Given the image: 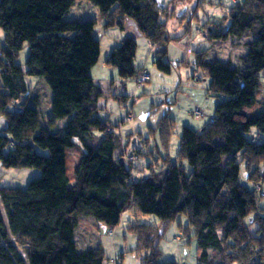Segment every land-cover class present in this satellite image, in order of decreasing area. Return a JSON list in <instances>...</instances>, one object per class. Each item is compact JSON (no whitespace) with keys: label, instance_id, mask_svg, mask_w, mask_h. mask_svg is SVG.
<instances>
[{"label":"trees","instance_id":"16d2710c","mask_svg":"<svg viewBox=\"0 0 264 264\" xmlns=\"http://www.w3.org/2000/svg\"><path fill=\"white\" fill-rule=\"evenodd\" d=\"M75 1L0 0V164L36 169L24 188L0 186V264H119L123 253L107 255L101 228L113 237L125 211L133 218L128 229L136 234L130 250L137 264H181L160 259L159 246L167 224L180 215L187 218L185 224L177 221L181 236L196 241V264H264V0H232L219 22H200L229 56L207 59L208 48L197 49L195 70L199 79H209L208 95L227 98L202 127L182 125L175 160L168 150L177 120L168 112L153 129L159 135L153 148L139 146L132 153L108 113L106 119L99 115L107 112L102 97L125 104L130 95L116 87L106 91L95 81L91 71L101 51L96 21L67 18ZM89 1L104 15V27H123L130 16L153 46L156 68L172 72L168 45L179 37L169 35L166 19L177 0ZM191 18L199 20L195 9L179 22ZM184 28L186 35L189 26ZM25 45L23 66L18 58ZM232 45L244 49L241 65L233 63ZM137 48L136 38L128 36L105 58L123 84L151 80L134 63ZM144 73L148 78L140 80ZM191 113L204 115L199 107ZM253 127L257 134L246 136ZM149 139L141 137L145 145ZM155 153L162 165L134 177L139 154ZM242 162L252 185L241 179ZM149 214L158 223L139 221Z\"/></svg>","mask_w":264,"mask_h":264},{"label":"rangeland","instance_id":"374dc122","mask_svg":"<svg viewBox=\"0 0 264 264\" xmlns=\"http://www.w3.org/2000/svg\"><path fill=\"white\" fill-rule=\"evenodd\" d=\"M211 0H177L176 9L173 15L166 19L168 32L170 36H178V40H171L168 45V58L175 66L172 67L171 73L159 71L154 63L150 53L153 54V46L147 42L145 36L139 32L135 21L130 16H125L124 26L118 24L103 26L105 21L104 15L101 13L98 5L89 0H76L67 12V18L77 19H94L96 21V36L100 40V55L96 64L92 67V75L98 84H101L106 91L109 87H113L129 94V100L125 104H121L115 97L104 96L101 104H105L107 112L102 109L99 115L108 118L113 124H116L117 133H120L125 141L128 153H132L134 148L142 146L153 148L154 138L159 140L157 130H153L158 121L165 112H168L176 120L174 133L170 140L169 156L172 160L176 159L177 150L180 143V135L182 125L189 127H202L203 124L209 122L214 114L216 103L227 98L225 95H208L206 93L209 79H199L201 75L195 70V50H205L207 59L214 57L227 58V53L221 46H216L214 41L210 42L207 34L203 30H207V25L200 22L211 20L219 22V16L227 13V6H231L232 0H212L213 2H222L221 5L213 4ZM167 3V0H160ZM196 10L199 20H186L181 24L179 18L187 12ZM165 16V15H164ZM222 21V20H221ZM230 18L223 21L226 28L229 25ZM211 24V23H210ZM186 25L189 26L188 33L185 32ZM140 36H137L139 35ZM3 31L0 29V41H3ZM128 36L135 37L138 42L136 58L134 63L136 66H143L150 72L151 80L138 84L136 78L125 80L124 84L120 81L115 67L107 65L105 58L108 53L120 43V41ZM212 43V47H210ZM147 44V45H146ZM189 46V47H188ZM231 55L235 65H241L240 55L244 49L239 45H232ZM210 47V48H209ZM190 48L189 51H187ZM28 56V46L25 45L20 52L18 61L25 66ZM186 61V62H185ZM113 79V85L109 83ZM31 83H36L37 77H30ZM36 85V84H35ZM46 91H49L48 88ZM199 107L204 113L203 116H195L191 110ZM60 126L64 127L65 121H59ZM4 122L0 116V130L3 128ZM139 132L143 136L139 135ZM257 134V129L253 127L246 136L251 137ZM141 137L150 139L147 145L143 144ZM150 144V145H149ZM163 153V151H162ZM133 157V156H132ZM132 161L131 156L129 157ZM128 158V160H129ZM163 163L161 154L154 155L139 154L133 162L134 168L132 175L141 177L147 175L152 167L158 169ZM36 169L31 167H4L0 164V186H19L26 187L29 180L36 175ZM240 175L243 182L252 185L250 181L245 179L246 168L245 163L240 164ZM264 187V177H263ZM261 205L264 207V196L261 197ZM133 218L129 211L122 214L119 224L114 228L115 235L110 236L108 228H101L103 237V246L107 255L114 257L115 254L123 253L122 264H134L138 255L133 248L136 241V234L128 229L129 221ZM141 222L158 223V218L154 214L143 215L139 218ZM177 221L183 224L187 223L185 215H180ZM177 221H171L164 229L163 237L159 242V246L163 251L160 259H176L179 263L196 264V241L181 236V232L177 227ZM179 235L181 239H176ZM123 250V251H122ZM167 257V258H166Z\"/></svg>","mask_w":264,"mask_h":264},{"label":"crops","instance_id":"0c3cea01","mask_svg":"<svg viewBox=\"0 0 264 264\" xmlns=\"http://www.w3.org/2000/svg\"><path fill=\"white\" fill-rule=\"evenodd\" d=\"M137 36H140V34L137 35ZM209 39H210V38H209ZM212 41H213V39H210V42H212ZM146 45H147V44H146ZM148 45H149V47H150V43H149ZM150 55H151V57L153 56L152 53H150ZM140 66H141V65H140ZM141 67H142V66H141ZM115 255H117V254H115ZM122 258H123V254H122ZM122 258H119V259H118V260H119V264H122ZM138 260H139V258L136 257L134 264H137V263H138ZM108 264H114V263H108Z\"/></svg>","mask_w":264,"mask_h":264},{"label":"built area","instance_id":"2783aa9c","mask_svg":"<svg viewBox=\"0 0 264 264\" xmlns=\"http://www.w3.org/2000/svg\"><path fill=\"white\" fill-rule=\"evenodd\" d=\"M148 78V74L147 73H144V74H142L140 77H139V79L140 80H145V79H147ZM196 113H200L199 111H196Z\"/></svg>","mask_w":264,"mask_h":264}]
</instances>
